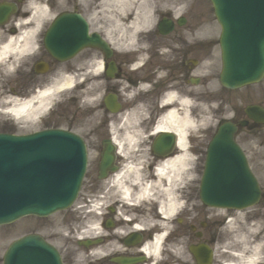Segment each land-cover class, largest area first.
<instances>
[{
	"label": "flooded vegetation",
	"instance_id": "af4514ba",
	"mask_svg": "<svg viewBox=\"0 0 264 264\" xmlns=\"http://www.w3.org/2000/svg\"><path fill=\"white\" fill-rule=\"evenodd\" d=\"M116 1L0 0V3L15 4V13L9 16L4 26L16 23L19 26L17 30L19 33L37 32L39 39L44 27L51 24L58 14L68 12L81 17L86 25L87 34L96 32L103 43H108L107 52L103 47L85 48L59 68L69 73L76 71L82 73L90 70L87 68L88 65L92 66L91 70L96 65L95 69L100 72L98 88L101 96L80 121L84 130L82 138L86 142L89 154L96 156V162L102 154L110 153L116 156L114 162L118 167L123 166L126 161L136 162L135 156L140 154L136 151H146L147 158L143 160L151 171L158 162L152 149L117 147L114 137L120 139V132L114 133L109 126L114 128L119 125L120 120L124 119L121 117L122 113L145 110L152 116L153 108L158 107L159 101H163V97L169 92L178 98L186 96L189 100H192V97L199 99L201 77L204 75L201 69L202 56L212 57L215 43L202 42L196 35V29L200 27L198 18L191 21L187 15H184L181 25H178L177 21L174 22L169 34L160 35L157 29L153 31L149 28H145L147 33L137 32L132 29V23H136V20H133L137 18L136 12L127 9L133 5H126V12L120 14V4ZM147 6L150 7V5L144 7ZM121 37L125 42H129L130 39L140 45L124 49L112 45L113 42L120 44ZM106 53L109 54L108 58ZM137 57L144 60V66L141 68L136 67ZM80 60L82 62H78ZM110 61L116 66L113 79L105 76V65ZM211 62H214L211 76L209 80L205 79L206 82L209 81L210 87L211 117L219 123L224 121L234 123L238 136L242 133L247 139L255 140V143H249L252 151L248 156L252 162H263L264 123L250 120L244 111L245 106L249 104H257L264 108L263 82L256 95H250L245 87L238 89L222 87L218 81L216 83L211 78L213 74L217 78L220 60L214 55ZM56 63L50 68L52 72L57 68ZM21 69L23 67H20ZM43 79L36 80L31 76L27 84L20 83V89H26L32 81L40 85ZM139 87L141 89H138ZM126 88L131 91L129 95L124 91ZM31 91V88L27 93L22 91L21 101H25V97L30 95ZM108 93H114L120 102L121 111L118 114H109L104 107L103 97ZM56 113L60 116H52L51 120H66L67 116L77 115V112H72V109L66 106H58ZM189 114H199L197 103L193 112L189 110ZM157 115L156 113L155 117ZM130 117L133 118L131 115ZM241 124H244L245 128L241 127ZM107 139L113 140L115 144L109 151H105L103 147V141ZM151 140L152 138L149 145L152 143ZM247 142L246 145L243 142L242 146L244 145V149L249 152ZM200 150V133L189 130L185 133L184 148L180 149L175 145L167 156L172 158L185 151L191 157V163L188 161L185 168L193 172L194 168H199ZM126 155L132 158H122ZM145 177L142 174L141 178L146 179ZM180 187L176 198L180 202L191 203L195 194L192 175L183 180ZM148 203L135 204L136 208L132 207V210L100 212L101 241L96 247L107 250L101 251L99 257L101 261L110 264L109 258L115 255L119 258H142L139 264H200L190 250L193 248L202 254L201 264H264V184L259 202L241 211L210 210L196 199L191 203L192 210L188 208L189 206L183 205L173 213L172 220L167 221V217L160 214L157 204ZM109 220H112L113 229L106 228V221ZM161 234L164 235V239L161 243L155 244L156 238ZM192 244H207L210 247H189ZM154 247L157 250L156 254L153 253Z\"/></svg>",
	"mask_w": 264,
	"mask_h": 264
},
{
	"label": "bare ground",
	"instance_id": "6f19581e",
	"mask_svg": "<svg viewBox=\"0 0 264 264\" xmlns=\"http://www.w3.org/2000/svg\"><path fill=\"white\" fill-rule=\"evenodd\" d=\"M170 4H173L174 6H178L180 4V0H169ZM31 46V42H28L25 37L21 34H5L2 36L0 33V69L2 71H9L13 65L17 62V57L19 55H22L23 53H27L28 47ZM9 76V75H7ZM3 75H0V78H2ZM67 85L71 84V79H67L66 83ZM3 87L2 81H0V88ZM46 94V91L41 93V97ZM172 92L167 93L163 97L166 101H170L172 99V96H174ZM12 106L9 107L6 111L11 114L13 117H17L20 113H25L27 110H24L28 107H18L16 104L15 99H11ZM186 100H179V104L181 106H185ZM189 123V119L187 116L179 117L177 112L173 108H168L162 113L161 121H159L155 126V131H175L179 136V145H182V138H183V132L185 129L183 128L185 125ZM125 138L128 140V145L134 144L136 142V139L138 138V135L125 133ZM184 156L183 154L180 156H177L173 158L172 160H168L166 162H163L157 169V175L158 176H164L168 180L172 179V177L177 176L179 167L178 164L181 163V157ZM131 169V168H129ZM120 185V184H119ZM121 193L124 196H127L129 194V189L127 187H124L120 185Z\"/></svg>",
	"mask_w": 264,
	"mask_h": 264
},
{
	"label": "rangeland",
	"instance_id": "374dc122",
	"mask_svg": "<svg viewBox=\"0 0 264 264\" xmlns=\"http://www.w3.org/2000/svg\"><path fill=\"white\" fill-rule=\"evenodd\" d=\"M166 0H154L153 4H161L162 6L164 5H167L169 7V9H173V7L171 5L165 3ZM180 3H181V6L180 8H177V7H174V9H176V11L178 13H180L182 11V9H185L186 7L183 6L184 4L185 5H189L188 8H191L193 5L195 4H199L200 7H201V14L202 16H205L209 11L211 13V6H210V3L208 2V0H180ZM173 9V12L172 13H176ZM206 11V12H205ZM209 14V13H208ZM210 17H211V14H210ZM15 81L16 80H11L9 83H8V86H15ZM2 110V109H1ZM4 118H7L5 122H8L9 126L11 125H15L11 119H9L8 117H5L4 114H0V121L1 120H4ZM2 127V123L0 124V128ZM203 132H206L205 133V136L203 137L202 141L203 142H206L208 136L211 134V131L212 130H209V129H202ZM260 173V175L264 178V173H262L261 171H257ZM258 173V174H259ZM101 190L103 191H107V192H113L115 189H113V186H110L108 187V185H105V186H101ZM99 190L93 188L91 189V187L89 186H86L78 201L76 202V204L73 205V207L71 208V210H69L68 212L69 215L71 216L72 218V224H73V228H77L79 227L84 219H85V216H86V213L85 211L91 209L89 208L88 209V205H85L84 202H86L87 198H90V197H94V199H98V194H99ZM88 202V201H87ZM91 202H94V201H91ZM94 206H92L93 210H89V211H94V210H98L97 209V206L95 205V203H93ZM19 222H16V223H13L11 225H8V226H3L2 228H0V233L2 234H5V235H8L6 238H5V235H0V255L1 253L4 251L5 249V246L6 244L8 243V241H10L11 239L17 237V235L19 234V231H18V224ZM32 227V224L31 222L27 221L26 222V225L24 227V229L22 231H27L28 229H30ZM28 228V229H27ZM45 236H51L52 233L51 232H47V231H44L43 232ZM74 239H75V236H74ZM8 240V241H7ZM76 247H74V250H72V260H75L76 257H78V251L77 249H75Z\"/></svg>",
	"mask_w": 264,
	"mask_h": 264
},
{
	"label": "water",
	"instance_id": "95a60500",
	"mask_svg": "<svg viewBox=\"0 0 264 264\" xmlns=\"http://www.w3.org/2000/svg\"><path fill=\"white\" fill-rule=\"evenodd\" d=\"M224 0H212L213 2V5L216 7V14L218 15L217 18L219 20V22L221 23L222 27L223 28H227L228 29V23L231 21V18H230V14L228 13V9L225 8L226 10V18H224V15L222 13V10H221V6H222V3H223ZM229 39V35H228V32L227 30L225 31V40H228ZM224 42V41H223ZM223 48V46H222ZM253 54V53H251ZM249 52L246 54V57H249ZM250 61L254 62V56H252V59H250ZM223 62H224V66H226V70H227V73L230 74L231 76L234 77V82H240L242 80L246 81L245 79H247L246 76H242L239 72H237V68L240 66L238 65V62L233 59L232 60V64L229 62L228 58H225L223 57ZM247 65V64H246ZM249 79H253V77L249 78Z\"/></svg>",
	"mask_w": 264,
	"mask_h": 264
}]
</instances>
